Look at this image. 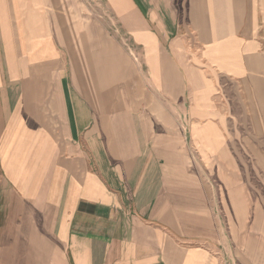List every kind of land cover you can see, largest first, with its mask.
Listing matches in <instances>:
<instances>
[{
    "label": "crops",
    "instance_id": "0c3cea01",
    "mask_svg": "<svg viewBox=\"0 0 264 264\" xmlns=\"http://www.w3.org/2000/svg\"><path fill=\"white\" fill-rule=\"evenodd\" d=\"M87 5L0 0V264H264V0Z\"/></svg>",
    "mask_w": 264,
    "mask_h": 264
},
{
    "label": "rangeland",
    "instance_id": "374dc122",
    "mask_svg": "<svg viewBox=\"0 0 264 264\" xmlns=\"http://www.w3.org/2000/svg\"><path fill=\"white\" fill-rule=\"evenodd\" d=\"M85 1L88 4L87 6H90L93 13H96L97 15H101V18H106L108 21H110L111 19L110 14L108 10H104L105 8L103 6V0H85Z\"/></svg>",
    "mask_w": 264,
    "mask_h": 264
}]
</instances>
